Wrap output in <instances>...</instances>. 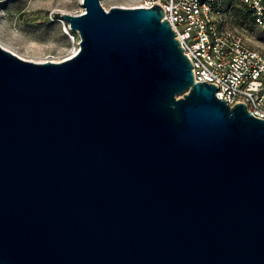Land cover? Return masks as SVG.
I'll list each match as a JSON object with an SVG mask.
<instances>
[{
  "label": "water",
  "instance_id": "water-1",
  "mask_svg": "<svg viewBox=\"0 0 264 264\" xmlns=\"http://www.w3.org/2000/svg\"><path fill=\"white\" fill-rule=\"evenodd\" d=\"M83 2L73 57L0 44V264H264V120L161 5Z\"/></svg>",
  "mask_w": 264,
  "mask_h": 264
},
{
  "label": "built area",
  "instance_id": "built-area-1",
  "mask_svg": "<svg viewBox=\"0 0 264 264\" xmlns=\"http://www.w3.org/2000/svg\"><path fill=\"white\" fill-rule=\"evenodd\" d=\"M140 1L137 6L161 5L163 20L170 21L180 46L192 61L196 81L215 84L217 96L225 98L230 107L242 103L255 117L264 120V49L250 44L236 27L232 0ZM241 1L255 25L262 28L264 0ZM65 25L70 34V25ZM76 34L71 36L75 49H79L81 37Z\"/></svg>",
  "mask_w": 264,
  "mask_h": 264
},
{
  "label": "rangeland",
  "instance_id": "rangeland-1",
  "mask_svg": "<svg viewBox=\"0 0 264 264\" xmlns=\"http://www.w3.org/2000/svg\"><path fill=\"white\" fill-rule=\"evenodd\" d=\"M106 9L137 7L140 0H101ZM234 20L249 43L264 49V26L257 27L241 0H232ZM85 11L83 0H0V44L26 60H61L76 47L61 13Z\"/></svg>",
  "mask_w": 264,
  "mask_h": 264
},
{
  "label": "bare ground",
  "instance_id": "bare-ground-1",
  "mask_svg": "<svg viewBox=\"0 0 264 264\" xmlns=\"http://www.w3.org/2000/svg\"><path fill=\"white\" fill-rule=\"evenodd\" d=\"M79 50L80 49L74 48V50L70 53V55H68L67 57L61 58V60H65V59H69V58L73 57Z\"/></svg>",
  "mask_w": 264,
  "mask_h": 264
},
{
  "label": "trees",
  "instance_id": "trees-1",
  "mask_svg": "<svg viewBox=\"0 0 264 264\" xmlns=\"http://www.w3.org/2000/svg\"><path fill=\"white\" fill-rule=\"evenodd\" d=\"M232 4V3H231ZM250 13V12H249Z\"/></svg>",
  "mask_w": 264,
  "mask_h": 264
}]
</instances>
